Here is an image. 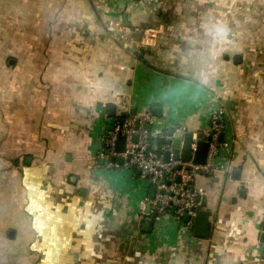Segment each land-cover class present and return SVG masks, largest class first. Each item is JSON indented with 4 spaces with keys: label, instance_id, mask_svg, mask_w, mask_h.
<instances>
[{
    "label": "crops",
    "instance_id": "obj_1",
    "mask_svg": "<svg viewBox=\"0 0 264 264\" xmlns=\"http://www.w3.org/2000/svg\"><path fill=\"white\" fill-rule=\"evenodd\" d=\"M229 1L0 0V264H264V0ZM221 108L208 235L145 221L147 184L99 157L110 120L151 111L160 148Z\"/></svg>",
    "mask_w": 264,
    "mask_h": 264
},
{
    "label": "built area",
    "instance_id": "obj_2",
    "mask_svg": "<svg viewBox=\"0 0 264 264\" xmlns=\"http://www.w3.org/2000/svg\"><path fill=\"white\" fill-rule=\"evenodd\" d=\"M156 37L154 30H146L142 44L146 46ZM154 122L151 111L130 118L111 119L100 139L99 157L106 162L109 169L128 171L133 178L147 184L150 194L154 193L153 199H148V214L154 216L153 222L156 226L160 227L165 221H171L176 227L183 226L186 217L190 221L184 225L189 226L198 212L205 211L202 205L204 191L196 186V179L199 176L214 177L223 169L217 161L221 147L224 146L220 142V136L224 134L226 127L224 112L222 108L214 111L207 130L202 133L204 141L208 144L204 165L195 164L192 160L185 163L172 158L166 162L164 153L169 151L170 147H157L158 137H154L150 132ZM119 137L125 139V151L122 154L116 152ZM196 142L197 139H193V154Z\"/></svg>",
    "mask_w": 264,
    "mask_h": 264
},
{
    "label": "water",
    "instance_id": "obj_3",
    "mask_svg": "<svg viewBox=\"0 0 264 264\" xmlns=\"http://www.w3.org/2000/svg\"><path fill=\"white\" fill-rule=\"evenodd\" d=\"M114 109L111 107L109 109L110 116L113 117ZM154 114L157 115L159 118L162 117V110L160 108H154ZM132 116L136 115V111L133 110L131 112ZM126 116H123L125 118ZM176 134H180V136H177ZM168 138V140H166ZM193 139V133L188 132V130H179L175 128H169L167 130L166 138L163 137L160 139V145L165 146L168 145L170 147L169 151H166L164 153L165 161L168 162L170 158L173 160H180L182 162H190L191 160L193 163L198 165H204L206 161L207 151H208V144L204 141V138L202 137V134H198L196 136L197 142H196V150L194 154L191 150L192 140ZM224 140V134H221L220 136V142L222 143ZM135 141V138H134ZM125 151V139L124 137H119L116 142V152L119 154L124 153ZM114 162V160H112ZM119 163H122V160L119 161ZM154 193L151 194V199H153ZM202 205L204 206L205 203L202 202ZM150 205L146 204L145 206V214L149 213ZM209 212L208 211H202L198 212L194 219H192V225H193V235L196 237H206L208 235V229H209ZM190 219L186 217L184 219V224L189 223ZM150 223L146 222L142 225L141 231L143 233H148L150 230ZM260 240L262 243H264V227L262 229V234L260 237Z\"/></svg>",
    "mask_w": 264,
    "mask_h": 264
},
{
    "label": "rangeland",
    "instance_id": "obj_4",
    "mask_svg": "<svg viewBox=\"0 0 264 264\" xmlns=\"http://www.w3.org/2000/svg\"><path fill=\"white\" fill-rule=\"evenodd\" d=\"M242 2L246 4L245 0H243V1L242 0H230L229 2H225L226 6L224 7V9L226 10V12L229 11L230 16L234 17V19H237L236 17L239 16L240 20H251L253 18L252 12L243 11V10L237 11V9H236L237 4L240 5V4H242ZM251 25H252V22H251ZM234 26L236 27L235 24H234ZM231 29L234 30L233 32L235 34L236 28H231ZM244 29L246 31L245 32L246 34H252L253 33L252 32L253 29L251 26L250 27L245 26ZM233 32H230L229 28H226L227 34H231ZM263 35H264V28H263ZM145 42L148 43V41H146V40H145ZM245 49H246L245 51H247V52L253 50L252 43H247V45L245 44ZM176 135L180 136V134H176Z\"/></svg>",
    "mask_w": 264,
    "mask_h": 264
},
{
    "label": "trees",
    "instance_id": "obj_5",
    "mask_svg": "<svg viewBox=\"0 0 264 264\" xmlns=\"http://www.w3.org/2000/svg\"><path fill=\"white\" fill-rule=\"evenodd\" d=\"M144 220L145 221H149V222H153L154 221V216L153 215H148V216H144Z\"/></svg>",
    "mask_w": 264,
    "mask_h": 264
}]
</instances>
